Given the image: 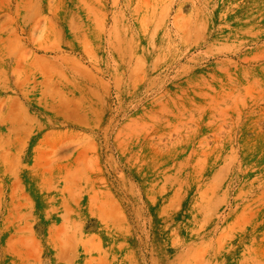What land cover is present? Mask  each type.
I'll list each match as a JSON object with an SVG mask.
<instances>
[{"label": "rangeland", "instance_id": "374dc122", "mask_svg": "<svg viewBox=\"0 0 264 264\" xmlns=\"http://www.w3.org/2000/svg\"><path fill=\"white\" fill-rule=\"evenodd\" d=\"M0 264H264V0H0Z\"/></svg>", "mask_w": 264, "mask_h": 264}]
</instances>
